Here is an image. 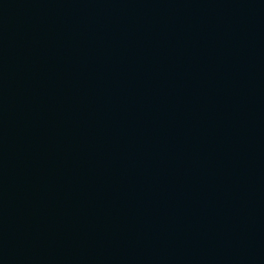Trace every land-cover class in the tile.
Segmentation results:
<instances>
[{"label": "water", "instance_id": "95a60500", "mask_svg": "<svg viewBox=\"0 0 264 264\" xmlns=\"http://www.w3.org/2000/svg\"><path fill=\"white\" fill-rule=\"evenodd\" d=\"M0 264H264V0H0Z\"/></svg>", "mask_w": 264, "mask_h": 264}]
</instances>
